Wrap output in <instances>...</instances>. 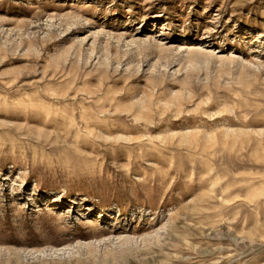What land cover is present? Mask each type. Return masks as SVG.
I'll use <instances>...</instances> for the list:
<instances>
[{"label":"rangeland","instance_id":"obj_1","mask_svg":"<svg viewBox=\"0 0 264 264\" xmlns=\"http://www.w3.org/2000/svg\"><path fill=\"white\" fill-rule=\"evenodd\" d=\"M0 264H264V0H0Z\"/></svg>","mask_w":264,"mask_h":264}]
</instances>
